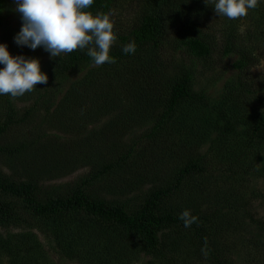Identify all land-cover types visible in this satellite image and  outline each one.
<instances>
[{
  "label": "trees",
  "instance_id": "1",
  "mask_svg": "<svg viewBox=\"0 0 264 264\" xmlns=\"http://www.w3.org/2000/svg\"><path fill=\"white\" fill-rule=\"evenodd\" d=\"M153 1V0H151ZM160 4L144 12L138 21L126 33H116L117 40L112 46L110 55L115 63L95 66L86 50L74 51L71 54L55 57L47 70L49 82L58 80L68 83L73 77L81 74L78 79L70 82L69 97L79 96L94 85L100 84L101 79L95 71L99 68L115 64L135 63L140 61L135 70L125 78L144 79V93L151 96L140 108L138 120L150 121L149 132L143 137L151 141L169 130L178 110L184 103L191 105L204 104L207 95L192 91V83L196 75V62L207 60L212 56L214 44L209 38L208 31L226 28L228 32L239 28L240 21L227 20L217 16L214 4L210 0H159ZM113 0H94L89 9L93 14L97 12L109 13ZM0 12V32L5 30V22L10 8ZM250 26L243 31L251 42L254 50H264V0H260L259 7L248 12ZM225 29V30H226ZM178 36L174 43V51L185 53L193 60L192 67L178 68L176 78L169 84L164 83L160 75L150 76L147 71L151 68V59L142 60L140 54L147 52L155 59L162 49L163 42ZM135 41L134 54H125L124 45ZM244 46V44H242ZM222 55L229 56L239 49V43L233 41L230 35L222 44ZM261 50V51H262ZM245 58L238 59L232 64V69L242 71L246 66ZM120 78V77H119ZM58 87H62L58 83ZM241 88L247 89L246 84L238 82ZM45 86V87H46ZM60 89L53 90L45 109L54 104L52 100L58 97ZM249 91V90H246ZM39 98L34 101L37 105ZM4 115L0 119V139L14 126L24 123L36 107L30 106L21 117L16 116L15 106L7 98L4 101ZM181 124L192 122L191 116L184 115ZM207 125L212 122L205 120ZM218 136L224 138L237 133L246 136L248 148L264 147V113L251 122L242 124L234 118H225L220 124H215ZM242 126L240 131L238 127ZM215 137L212 145L219 140ZM116 147L115 145H111ZM23 148L0 147V153L15 154ZM94 160L99 163L88 176L81 180L71 194L57 196L46 201H39L40 192L36 182L9 181L0 175V193L17 199L25 206L30 215L37 219L56 218L50 230L40 227L41 234L47 241L48 249L54 251L62 262L74 264H264V217L253 210V196L248 193V186L240 177L235 161L226 169L218 170L220 175L214 177L201 163L199 156L188 159L182 165L176 166L168 182L153 188L145 197L141 207L127 213L123 206L108 203L100 199H92L85 192L88 187L99 182L118 170H131L132 164L144 167L143 161L135 153V145L130 146L124 153L114 159H108L110 148L98 147L94 150ZM153 151V150H152ZM167 151V150H166ZM169 152V151H168ZM181 159V158H180ZM241 173H249L245 167ZM141 169V168H140ZM157 170H154L156 174ZM201 178L205 185L203 206H193L169 209L165 207L172 197L181 194L185 183L192 177ZM158 181V180H156ZM158 183V182H157ZM193 197L185 198V204H191ZM185 209L198 217L197 223L189 228L183 226L179 219ZM240 217V224H233L234 217ZM21 221L16 215L12 204L0 201V226L6 227ZM232 225L236 226L234 233H240L242 238H229ZM205 238L209 255L202 254ZM21 245V246H20ZM23 243L12 246L8 237L2 250L9 258H19L23 264L25 257L33 264H56L50 259L49 250L35 241L32 248L23 249ZM17 248V249H16ZM16 249V251H15ZM233 249L240 250L238 258L230 254Z\"/></svg>",
  "mask_w": 264,
  "mask_h": 264
},
{
  "label": "rangeland",
  "instance_id": "2",
  "mask_svg": "<svg viewBox=\"0 0 264 264\" xmlns=\"http://www.w3.org/2000/svg\"><path fill=\"white\" fill-rule=\"evenodd\" d=\"M159 4V0H113L111 19L114 21V31L121 34L128 32L144 12ZM5 8L11 10L5 30L0 32V44H5L12 56L39 59L41 71L47 75L54 58L42 47L32 50L15 43L14 37L22 26L21 15L15 10V0H0V12H4ZM238 21L239 28L232 32L226 28L208 31L214 44L213 53L209 59L196 62V75L191 87L193 92L207 95L206 103H184L169 130L151 141L143 137L149 132L152 123L138 120L137 116L142 104L151 96L149 92L153 91L148 89V95L144 93V79L125 78L140 65L138 60L97 69L95 74L99 75L97 78L101 79V83L79 96L66 98L70 82L81 74L68 83L54 80L48 86L37 85L33 92L19 98L0 96V119L4 115V101L7 98L15 106L17 117H21L30 106L36 107L24 123L12 127L0 139V147L23 148L12 155L0 153V175L17 183L36 182L40 188L37 199L44 202L49 198L71 194L84 177L98 168L99 163L93 155L98 147L108 146V159H114L135 145V153L140 156L137 162L140 164L143 161L145 166L136 168L132 164L131 170H118L114 175L85 187L88 196L121 205L127 213H133L141 207L153 188L169 181L176 166L200 156L201 163L214 177L221 174L218 170L226 169L235 161L239 176L248 186V193L253 196V210L264 217V147L248 148L246 136L241 133L222 138L218 136L215 125L222 123L225 118H234L239 125L250 126L264 113V50H253L249 45V36L243 32L251 24L249 16ZM226 35L239 43V49L225 57L221 46ZM177 37L172 36L163 42L155 59L147 52L140 54V59L152 60L148 75H160L166 84L176 78L179 67L193 66V60L187 54L174 51ZM242 58L247 60L244 69H232V64ZM239 81L246 84V90L249 91L241 88ZM58 83L62 87L59 88ZM57 89H60L58 97L51 101L54 106L45 109L53 90ZM38 98L35 106L34 101ZM184 115L191 116L192 122L181 124L184 122L180 123L182 119L187 120ZM205 120L212 122L211 125H207ZM240 129L242 126L238 127ZM217 136L219 140L212 145ZM245 167L250 168L249 173H241ZM154 170H157L156 174ZM204 190L201 178L194 176L185 183L182 193L172 197L165 207L178 210L203 206L202 202L207 201H201ZM188 196L194 199L191 204L184 203ZM0 201L12 204L21 220L6 227L0 226V264L19 262V258H9L2 250L8 237L13 248L22 243L24 247L21 250L32 248L37 241L49 250V257L56 264H74L62 262L54 251L48 249L47 241L41 234L40 227L50 230L56 218H34L19 200L1 193ZM234 219L233 224H240V217L235 216ZM234 229L236 226L232 225L229 238L241 240L240 233L233 234ZM230 254L243 262L238 258L240 250L233 249ZM25 258L23 264H33L28 257Z\"/></svg>",
  "mask_w": 264,
  "mask_h": 264
},
{
  "label": "clouds",
  "instance_id": "3",
  "mask_svg": "<svg viewBox=\"0 0 264 264\" xmlns=\"http://www.w3.org/2000/svg\"><path fill=\"white\" fill-rule=\"evenodd\" d=\"M214 12L228 20H239L248 15L249 10L259 7L260 0H210ZM16 11L20 13L22 26L14 41L19 46L32 50L42 47L50 57H60L74 51L86 50L95 66L115 63L110 55L117 40L112 13L89 9L94 0H15ZM125 54H134L135 41L122 48ZM0 96L19 98L33 92L37 85L47 84L48 77L41 71L37 58L12 56L5 44H0ZM185 228L197 223L198 217L185 209L179 216ZM207 258V239L201 249Z\"/></svg>",
  "mask_w": 264,
  "mask_h": 264
}]
</instances>
